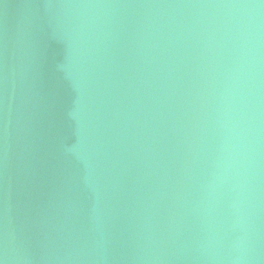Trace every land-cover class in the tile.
<instances>
[{"label":"water","instance_id":"95a60500","mask_svg":"<svg viewBox=\"0 0 264 264\" xmlns=\"http://www.w3.org/2000/svg\"><path fill=\"white\" fill-rule=\"evenodd\" d=\"M0 264H264V0H0Z\"/></svg>","mask_w":264,"mask_h":264}]
</instances>
